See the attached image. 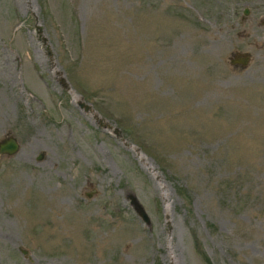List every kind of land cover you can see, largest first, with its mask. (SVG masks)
Instances as JSON below:
<instances>
[{"label": "rangeland", "instance_id": "rangeland-1", "mask_svg": "<svg viewBox=\"0 0 264 264\" xmlns=\"http://www.w3.org/2000/svg\"><path fill=\"white\" fill-rule=\"evenodd\" d=\"M7 135L0 264H264V0H0Z\"/></svg>", "mask_w": 264, "mask_h": 264}, {"label": "water", "instance_id": "water-1", "mask_svg": "<svg viewBox=\"0 0 264 264\" xmlns=\"http://www.w3.org/2000/svg\"><path fill=\"white\" fill-rule=\"evenodd\" d=\"M248 10L244 9L243 14H247ZM250 54L248 52H242L238 53L235 52L230 58L229 63L232 66H240L245 67L250 62ZM118 132V130H116ZM19 150V143L14 135H7L5 138L0 140V156L6 155V156H12ZM41 155L38 157V159H41ZM90 196V194H87ZM143 220L147 222V217L145 215L142 216Z\"/></svg>", "mask_w": 264, "mask_h": 264}, {"label": "bare ground", "instance_id": "bare-ground-1", "mask_svg": "<svg viewBox=\"0 0 264 264\" xmlns=\"http://www.w3.org/2000/svg\"><path fill=\"white\" fill-rule=\"evenodd\" d=\"M213 35V34H212Z\"/></svg>", "mask_w": 264, "mask_h": 264}]
</instances>
